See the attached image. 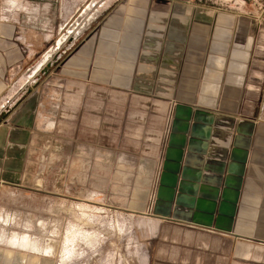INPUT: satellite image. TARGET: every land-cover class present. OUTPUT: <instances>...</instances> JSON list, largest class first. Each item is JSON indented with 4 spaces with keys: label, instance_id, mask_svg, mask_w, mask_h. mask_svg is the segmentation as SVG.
Returning a JSON list of instances; mask_svg holds the SVG:
<instances>
[{
    "label": "crops",
    "instance_id": "1",
    "mask_svg": "<svg viewBox=\"0 0 264 264\" xmlns=\"http://www.w3.org/2000/svg\"><path fill=\"white\" fill-rule=\"evenodd\" d=\"M100 20L27 82L51 35L0 19V182L145 216V264H264V23L179 0Z\"/></svg>",
    "mask_w": 264,
    "mask_h": 264
},
{
    "label": "rangeland",
    "instance_id": "2",
    "mask_svg": "<svg viewBox=\"0 0 264 264\" xmlns=\"http://www.w3.org/2000/svg\"><path fill=\"white\" fill-rule=\"evenodd\" d=\"M116 1L0 0V19L49 33L51 36L44 49L43 44L39 46V50H43L41 59L53 49L56 41L65 40L61 45V59L87 32L99 29L101 16L112 10ZM179 1L191 7L234 10L264 23V0ZM69 36L73 37L72 42ZM53 67L47 73L41 71L40 77L51 73ZM37 73L31 77V82ZM9 101L11 97L3 103L7 105ZM260 106H264V92ZM1 112L0 122L7 115ZM30 166L32 173L44 169L42 164ZM46 167L48 171V165ZM56 185L59 187V183ZM38 188L27 182L16 186L0 182V264H38L39 261L45 264H145L146 229L141 228L148 225L145 216H137V222L135 214L111 206L98 192L81 187L64 188L63 182L62 189L55 194L47 184ZM11 237L21 239L17 243H6ZM7 251L11 257H5Z\"/></svg>",
    "mask_w": 264,
    "mask_h": 264
},
{
    "label": "water",
    "instance_id": "3",
    "mask_svg": "<svg viewBox=\"0 0 264 264\" xmlns=\"http://www.w3.org/2000/svg\"><path fill=\"white\" fill-rule=\"evenodd\" d=\"M67 38L70 39V41L72 42V40H73L72 36H69ZM64 41H62L61 43H60L59 40L56 41L55 44H54L53 49L49 53L46 52V54H44V56L41 59V61L36 65L34 70L30 73V75L28 77V81L37 72H41L42 71L44 73H47L49 71V69L51 68V66H54L60 60V55H61L60 51L62 49L61 45L63 44ZM43 66H44V68L41 69Z\"/></svg>",
    "mask_w": 264,
    "mask_h": 264
}]
</instances>
